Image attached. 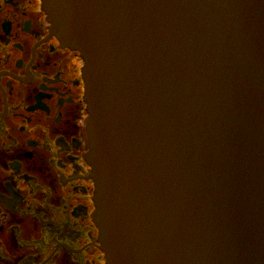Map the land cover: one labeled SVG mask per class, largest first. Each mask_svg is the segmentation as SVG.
<instances>
[{
  "label": "water",
  "instance_id": "1",
  "mask_svg": "<svg viewBox=\"0 0 264 264\" xmlns=\"http://www.w3.org/2000/svg\"><path fill=\"white\" fill-rule=\"evenodd\" d=\"M85 60L108 264H264V0H43Z\"/></svg>",
  "mask_w": 264,
  "mask_h": 264
},
{
  "label": "flooded vegetation",
  "instance_id": "2",
  "mask_svg": "<svg viewBox=\"0 0 264 264\" xmlns=\"http://www.w3.org/2000/svg\"><path fill=\"white\" fill-rule=\"evenodd\" d=\"M84 64L43 0H0V264H108Z\"/></svg>",
  "mask_w": 264,
  "mask_h": 264
}]
</instances>
